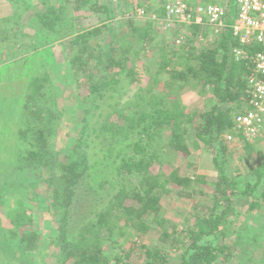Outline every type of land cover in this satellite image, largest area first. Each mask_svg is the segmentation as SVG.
<instances>
[{
	"label": "trees",
	"instance_id": "trees-1",
	"mask_svg": "<svg viewBox=\"0 0 264 264\" xmlns=\"http://www.w3.org/2000/svg\"><path fill=\"white\" fill-rule=\"evenodd\" d=\"M7 1L14 12L7 17L2 14L0 23L14 20L19 24L23 14L32 8L28 3L22 7L20 0ZM41 1L45 9L36 10L30 27L34 30L32 37L39 43L35 49L42 47L37 56L43 73L26 79L23 95L13 92L6 97L8 106L0 108V128H6L4 117L12 118L15 123L9 119L10 130L2 136L6 139L1 138L0 148L6 144L7 148L19 150L18 158L25 165L20 172L27 166L34 168L32 195L37 189L46 188L45 170L60 174L51 193L56 209L60 203L67 207L72 202L85 175L101 163L91 162L87 154L88 132L103 137L108 143L105 148L102 146L104 159H114L111 164L116 172L109 178L122 182L120 187L113 185L117 192L105 208L89 211L77 219L81 226L68 239L53 238L58 250L49 252L54 259L49 264H264V213H261L264 136L248 140L244 133L235 131V117L252 109L248 89L253 71L249 60H237L233 54L239 43L231 29L214 39L211 47L163 45L159 49L162 50L160 57L149 69L152 79L148 77L153 85L145 89L140 85L143 78L138 72L140 50L134 46L135 39L137 44L154 42V27L148 15L153 10L151 6L138 5L145 12L140 19H145L143 25L134 23L136 18L130 17V6H125L121 14L123 26L114 28L110 25L114 11L97 0ZM186 3L194 9H207L211 5L234 6L236 0H223L221 4L219 0H186ZM70 4L74 11H88L93 17L101 18L102 23L70 35L72 39L61 62L52 49L55 50V42L67 36L63 35V28L74 27L73 19L66 15ZM166 4L162 0L161 9L156 11L162 18L166 16ZM187 30L193 43L201 34L205 39L215 35V27L210 25L193 24ZM2 31L5 41L31 37L24 30L16 33L3 28ZM93 39L96 40L93 42ZM245 48L248 56L264 50L257 43ZM126 79L138 86V93L129 107L121 108L119 87L127 86L123 83ZM61 84L69 87L72 95L65 97ZM189 87L199 88L203 110L182 106L181 97ZM16 99H19L18 107L12 103ZM9 100L13 101L9 103ZM72 133L77 135V142L68 141ZM226 134L239 139L237 145L228 141L235 148L225 143ZM131 135L138 137L131 144L132 154L125 152L121 157L118 151H125ZM190 138L194 139L191 146ZM192 146L194 150L211 154L217 171L215 178L185 175L183 161L194 157ZM59 147L67 148L68 152L63 154ZM235 149L242 151L243 162L248 165L246 171L234 159ZM169 154L176 156L175 162L168 161ZM16 182H0V199L2 190L9 192V198L10 194L27 193L24 182L19 179ZM173 192L182 199L181 205L175 208L189 209L181 225L166 216L175 203L172 205L167 198ZM199 195L209 202H200L196 199ZM248 199L249 212H259L256 220L263 221L262 233L256 229V236L251 239L235 229L243 213L238 205ZM63 210L66 212L68 208L63 205L55 211V216ZM43 215L35 211L32 215L24 213L23 224L32 225L33 230H26L22 235L11 231L10 236L21 242V253L8 264H35L31 258L33 253L42 254V258L47 256L48 241H41L38 248L36 239L41 234L38 224ZM58 222L63 225L61 232L68 233L66 218H59ZM156 234L159 236L152 238L154 245L141 243ZM135 236L139 241H133ZM7 243L6 240V250ZM2 244L0 240V255Z\"/></svg>",
	"mask_w": 264,
	"mask_h": 264
},
{
	"label": "rangeland",
	"instance_id": "rangeland-1",
	"mask_svg": "<svg viewBox=\"0 0 264 264\" xmlns=\"http://www.w3.org/2000/svg\"><path fill=\"white\" fill-rule=\"evenodd\" d=\"M74 1V0H71ZM101 5H108L110 8L114 11L115 17L113 18V21L110 22L111 27H119L123 26L122 23H124L122 9H125V6H130L131 18L134 19V23L136 25H143L145 19L140 20L145 12L143 9L139 8V4H146V8L152 7L153 10L149 11V17L151 24L154 27L153 36H154V42L150 43H144L141 41V44H137L138 40H136V45L134 48L137 50H140V62L138 63V72L140 74V77H142V82L140 83L141 87H144L147 89L150 87V85H153L152 82H150V76L152 79V74L149 75L150 72V66L154 64L158 60V58L161 55L162 50L160 51L161 47L163 45H167L172 48L175 47H184L188 45L195 44L199 48L203 47H211V45L214 43V39L222 36L225 31L217 30L215 29V35L213 34L212 37H208L206 41H200L199 38H195L193 41L190 39V32H187V27H184L182 29L174 28L168 30L166 26L163 23L164 17H160L158 12L161 9L162 0H121V2H117V0H97ZM186 2V0H184ZM19 4L24 7L25 4L28 3V6L30 5L32 8H30L28 11H26L22 18L19 20V24H16L14 20L8 23H0V50L5 51L6 53H10V57L8 62H3L0 67V108H5L8 105L6 101H8L9 98H6L7 96H10L11 94H24L23 92V86L26 83V79L33 77L34 74H42L43 69L40 67L38 63V56L37 52L42 47H39L35 49V46H38L39 43L35 41V38L32 36L34 35V30L32 27H30L31 21L34 19V15L36 10L43 11L45 8L42 5L41 0H21L18 1ZM226 2V1H224ZM223 3V0H219V4ZM208 5V4H207ZM8 6L11 7L10 15H13L14 9L12 8L11 4L8 3ZM236 9L234 5V10ZM139 12H144L142 15L139 14ZM137 13V16L136 14ZM154 13V14H153ZM160 13V12H159ZM66 15L67 17L70 15V18L73 19L74 27L69 28V25L66 26V28H63V35H67L64 38H61L59 41L55 42V57L57 61H64L66 57V50L68 49L70 45V41L72 37V34L76 33L79 30H90L95 27H98L101 25V18L99 17H93L91 14H89L88 11H82L77 12L74 11L73 6L70 4L69 7L66 8ZM154 17H156V21L154 20ZM154 20V22L152 20ZM122 20V23H121ZM233 21H230V24H232ZM17 27V28H15ZM114 27V28H115ZM3 28L13 29L16 33L19 31L24 30L25 32H28L31 37L27 38H17V40H6L5 41V35L3 34ZM186 34L187 40L186 42L177 43L178 40L182 41L178 36L180 34ZM75 35V34H74ZM214 37V38H213ZM21 40V41H20ZM96 39H93L94 42ZM133 42V40H132ZM135 42V41H134ZM54 44L51 43L50 45ZM48 46V45H45ZM52 48V47H51ZM52 51V52H53ZM237 59V58H236ZM149 75V77H148ZM124 85H127L125 87H119V103L121 108L129 107L130 103L134 99V96L138 93V86L134 83H130L128 79L124 80ZM63 89L64 96L66 97L68 95H72V91L69 87L60 85ZM158 89V88H157ZM199 88L189 87L187 92H185L181 97V104L183 107L187 108L188 110H203L204 100L199 96ZM23 92V93H22ZM21 95V96H22ZM70 97V96H69ZM19 99H16L15 102L13 100H9V103L16 104V107H18ZM17 102V103H16ZM62 103V99H59V104ZM13 123L15 121L12 118H9ZM8 118L4 117L3 123L5 125V129L2 130L0 128V140L6 139L3 138V135H8V131L10 130V124L11 121ZM12 123V124H13ZM2 130V131H1ZM264 133L260 135V137H263ZM66 139V138H65ZM225 143L227 144L228 141L226 140L225 136L223 137ZM77 142L78 138L76 134H71L69 136L68 141ZM138 140V137L136 135L128 136L127 145L125 148V151L122 150L118 151V155L121 154V157L125 156V152L131 156L132 152V146L131 144ZM194 139L190 138L188 141L190 146L193 145ZM239 139L237 137L234 138L232 141L235 143V145L238 143ZM73 142L71 144H73ZM231 142V141H230ZM166 142H164L165 144ZM69 144V143H68ZM88 144L89 147L87 150V154L89 155V158L91 162L100 161L101 163L98 164V166L89 174L85 175V178L81 182V186L79 189H76L74 198L72 199V202L65 207L66 205L64 203L59 204V208L61 209L64 205V208H68L66 212H63L58 215V217L55 216V211L58 210L54 206V202H52V194L53 191H55V188L58 184V177L59 173L56 171H51L50 169L45 170L43 172L44 179L46 180L45 183L46 188L40 190H36V194H31V188L35 185V179H33V174L36 173L34 168L28 167L23 171L20 172V168L25 166L22 164V161L20 158H18L19 150L14 148H7L6 144H2L0 148V182L5 181L7 184H16L17 179L24 182V186H27V193L25 195L20 194H10L12 195L11 198H9V192L8 191H1L3 194V197L0 199V232L3 233L1 235L0 233V240L3 241V251L2 255H0V264H8L7 262H14L16 257H19V253H21V246H20V240H17L15 238H12L10 236L11 231L18 232L19 235H22L23 232L32 231L33 226H27L23 224V218L24 213L28 215H32L35 212L43 213V219L38 224V228L41 229V234L36 237L38 244L43 241L47 240V256L45 258H42V254H35L33 253L31 255L32 260H34L35 264H41L42 261L45 263L52 262L51 255L49 254L50 251L57 252L58 247L55 246V239L58 238L60 241H64L63 238L68 239V235L71 236L75 233L77 230V227H80V224H77V219L81 218L82 215L86 214L89 211H97L100 209H103L106 207L108 202L112 199V196H114L117 192L113 187L118 186L122 184L120 181L113 182L112 179L109 178L111 176L116 175V172L114 170V165L111 163H114V159L111 161H106L105 158V149H102V146L104 148L108 143H106L105 139L101 136H97L94 133L88 132ZM87 144V145H88ZM162 144V146L164 145ZM230 147H234L235 145H231L228 143ZM60 146V145H59ZM264 149L263 147H261ZM59 150L62 151L63 154H66L68 152L67 148L59 147ZM192 150L194 151V157L189 159L188 161H183L185 163V175L191 176V177H197V176H206L210 179H213L217 176V171L215 170V165L212 161V156L208 152L204 150H194L192 146ZM234 150V149H233ZM234 159L237 161V163L242 167L243 171H246V168H248V165L243 162V153L239 149H235ZM170 155V156H169ZM166 156V158H169V162L176 161V156H173V154H169ZM193 159V160H192ZM120 161L121 159L118 157L117 159ZM21 161V162H20ZM188 162L191 163V166L188 165ZM166 167V166H165ZM119 180V179H118ZM105 182L107 183L106 186H104ZM109 182H113L112 185H110ZM114 185V186H113ZM37 186H40L37 184ZM204 189H206L205 186H203ZM202 187V189H203ZM43 190V191H42ZM262 190V189H261ZM40 191V192H39ZM39 192V194H38ZM21 193V192H19ZM60 193V192H59ZM168 201L171 199L170 203L173 205L171 206V210L166 212V216L169 220H171L173 223L181 225L185 219V215L187 213L188 208L179 207L175 208L176 205L180 206L182 199L176 197L174 195V192L172 195H168ZM196 199H198L200 202H209V199L202 196H196ZM11 201V202H10ZM250 199L247 201H242L240 203L239 209L243 212L241 217L237 220L238 226H236L235 229H239L242 231L243 235L247 237L248 239L253 238L252 236H256V229L260 231L262 226V222H258L256 219L259 217L260 213L256 212H249ZM92 209V210H91ZM261 213H264V206L262 207ZM66 218V221L68 223V233L61 232L62 224H59V218ZM41 219V218H40ZM19 226V227H18ZM263 229H261L262 233ZM24 234V233H23ZM260 234V233H258ZM233 235V234H231ZM158 234L150 236L151 239L146 238V240H142L141 243H147L149 246L154 245L155 242L152 241L154 239L158 238ZM70 238V237H69ZM154 238V239H152ZM53 239V240H52ZM246 239V238H245ZM6 240L7 243V250L10 252L8 253L6 250ZM133 240V239H132ZM133 241H139L138 238L135 236ZM37 247L40 248V244ZM49 250V251H48ZM23 251V250H22ZM12 252V253H11ZM31 254V253H30ZM29 254V255H30ZM51 259V260H50Z\"/></svg>",
	"mask_w": 264,
	"mask_h": 264
},
{
	"label": "built area",
	"instance_id": "built-area-1",
	"mask_svg": "<svg viewBox=\"0 0 264 264\" xmlns=\"http://www.w3.org/2000/svg\"><path fill=\"white\" fill-rule=\"evenodd\" d=\"M166 3L163 23L168 30L175 27L182 29L193 24L210 25L221 31L231 29L240 44L233 49V54L237 60H249L253 71L248 89L252 97L250 99L252 109L235 117V131L244 133L248 140L260 137L264 133V50L248 56L245 47L257 43L264 49V0H236L235 10L234 6L228 4L194 9L184 0H166ZM178 37L182 41L178 40L177 43L187 41L184 33ZM198 38L202 42L207 40L202 34ZM225 138L229 142L234 139L231 134H226Z\"/></svg>",
	"mask_w": 264,
	"mask_h": 264
},
{
	"label": "crops",
	"instance_id": "crops-1",
	"mask_svg": "<svg viewBox=\"0 0 264 264\" xmlns=\"http://www.w3.org/2000/svg\"><path fill=\"white\" fill-rule=\"evenodd\" d=\"M205 4H208V3H205ZM10 12H11V7L8 6V1L7 0H0V16H2V14H3L5 17H7L10 15ZM9 22H11V20ZM239 46H240V44H239ZM10 56H11L10 53H6L5 51L0 50V67H1V64H3V62H6V61L8 62Z\"/></svg>",
	"mask_w": 264,
	"mask_h": 264
}]
</instances>
